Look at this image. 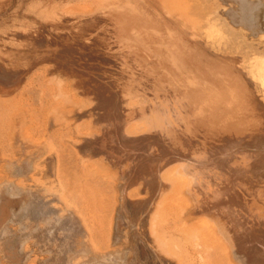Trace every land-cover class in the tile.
<instances>
[{"label": "bare ground", "instance_id": "obj_1", "mask_svg": "<svg viewBox=\"0 0 264 264\" xmlns=\"http://www.w3.org/2000/svg\"><path fill=\"white\" fill-rule=\"evenodd\" d=\"M263 221L264 0H0V264H264Z\"/></svg>", "mask_w": 264, "mask_h": 264}, {"label": "rangeland", "instance_id": "obj_2", "mask_svg": "<svg viewBox=\"0 0 264 264\" xmlns=\"http://www.w3.org/2000/svg\"><path fill=\"white\" fill-rule=\"evenodd\" d=\"M25 156H26V159H24L25 158ZM17 158H19V157H17ZM20 160V165L21 166H26V163H27V154H25L24 156H23V159H22V157H20V159H18L17 161H19ZM24 177V178H23ZM22 178L24 179V181H23V179H21V181L23 182V183H19L18 182V180H17V182H16V185H18L19 184V186L21 187H24L25 185H27V178H26V175H24V176H22ZM26 181V182H25ZM26 197L24 196V193L23 192H21V196L19 197V198H16L17 199V201H18V203L16 204L17 206H18V209H17V211H20V209H23L24 207L26 208L27 207V205H28V200L26 199ZM22 199H24V200H22ZM22 200V201H21ZM23 202V203H22ZM25 202V203H24ZM20 203V204H19ZM22 206V207H21ZM49 208V210H51L53 213H57V208H55L53 205H51V206H49L48 207ZM56 211H55V210ZM59 210V209H58ZM21 211H23V210H21ZM155 211H157V207H155V208H152L149 212H148V215H147V213L145 214V216H143L144 218H143V220H144V222L146 223V225H147V221L148 220H150V218H151V216L153 215V214H155L156 212ZM26 212V211H25ZM59 212V211H58ZM55 213V214H56ZM149 214H151V215H149ZM147 215V216H146ZM149 216V217H148ZM126 217H128V219L126 218ZM126 217H123V220H125L124 221V228H123V232H122V236H121V238L123 239V240H125L126 241V239H131L130 237L132 236V238H134V235H136V231H135V229L133 228V226L131 225V224H127L128 223V220H129V216H126ZM147 217V218H146ZM127 219V220H126ZM262 219V218H261ZM263 220V219H262ZM26 223V222H25ZM134 223V222H133ZM264 223V221L263 222H261L260 224L262 225ZM135 224V223H134ZM260 224H258L257 225V227L258 228H260L259 230H258V228L257 227H254V229H253V231H252V234H251V236H250V243L248 244V245H250L251 247H253V249H255V250H257V251H260V253L262 254V257L264 258V229H262V227L264 228V225H260ZM19 223H16L14 226L17 228V230H16V228L13 226V232H12V236L14 237V238H12L11 239V242H14V243H12L13 245L15 244V246L16 247H18V249L22 252L23 250H25V248H22L20 245L22 244V242H21V240H25L26 239V234H29V231H28V233L26 232V230H24V229H20L21 227L19 226ZM26 225V224H25ZM129 227H128V226ZM131 227V228H130ZM140 227H143L142 226V224L139 226V228ZM20 230H19V229ZM257 228V229H256ZM126 229V230H125ZM133 230V231H132ZM24 231V232H23ZM127 231V232H126ZM263 231V232H262ZM15 232V233H14ZM18 232V233H17ZM20 232H21V234H20ZM24 234H23V233ZM26 232V233H25ZM125 232V233H124ZM129 232V233H128ZM255 232V233H254ZM256 232H258V233H256ZM18 235H17V234ZM64 233V234H63ZM17 235V236H15V235ZM19 234H20V237H19ZM23 234V235H22ZM126 234V235H125ZM259 234V235H258ZM62 235V236H61ZM125 235V236H124ZM26 236V237H25ZM77 236H79V235H77ZM16 237V238H15ZM25 237V238H24ZM60 237V238H59ZM67 237H68V235L64 232V231H59V232H57V231H54V235H52L51 236V238H50V236H48L47 237V240H49V241H47L46 240V242H48V244H49V246H48V249L50 250L49 252H48V255L46 254L45 255V257H46V260H51L50 258L54 255V260H59L60 262H61V264H71L74 260H73V258L74 257H72V253L71 252H73L74 253V251H72V250H70L69 249V247H70V244L69 243H72L73 241L71 240V241H69V240H67V242H65L66 240L65 239H67ZM127 237V238H126ZM20 240H19V239ZM22 238V239H21ZM126 238V239H125ZM15 240V241H14ZM20 241V242H19ZM125 241H123L124 243L123 244H125ZM53 243V244H52ZM66 243H68V245L66 246ZM11 244V243H10ZM20 247V248H19ZM55 247V248H54ZM68 247V248H67ZM47 248V247H46ZM59 248V249H58ZM56 252V253H55ZM70 253L69 255L71 256H69L68 255V253ZM110 251H107V253H109ZM27 254L26 255H28V252H26ZM66 253V254H65ZM53 254V255H52ZM56 254V255H55ZM64 254V255H63ZM52 255V256H51ZM74 255V254H73ZM76 255V254H75ZM70 257V259H69V257ZM150 256V255H149ZM56 257V258H55ZM39 258V257H38ZM64 259V260H63ZM70 261V262H69ZM175 262V261H174ZM173 262V263H174ZM132 263H134V262H132ZM131 262H130V264H132ZM38 264H40V263H38ZM134 264H136V263H134ZM139 264V263H138Z\"/></svg>", "mask_w": 264, "mask_h": 264}]
</instances>
